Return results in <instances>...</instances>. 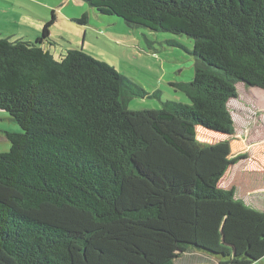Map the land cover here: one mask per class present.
Instances as JSON below:
<instances>
[{
    "label": "trees",
    "instance_id": "1",
    "mask_svg": "<svg viewBox=\"0 0 264 264\" xmlns=\"http://www.w3.org/2000/svg\"><path fill=\"white\" fill-rule=\"evenodd\" d=\"M85 1L131 29L191 39V51L159 43L193 57L190 104L131 111L157 92L82 49L56 59L41 38L0 37V111L19 126L0 153V264L262 260L264 210L219 188L224 170L204 179L198 136L235 135L238 84L264 90V0Z\"/></svg>",
    "mask_w": 264,
    "mask_h": 264
},
{
    "label": "rangeland",
    "instance_id": "2",
    "mask_svg": "<svg viewBox=\"0 0 264 264\" xmlns=\"http://www.w3.org/2000/svg\"><path fill=\"white\" fill-rule=\"evenodd\" d=\"M85 17V23L79 22ZM0 37L36 43L43 39V46L59 59L68 48H79L106 62L122 76L143 87L156 97L133 98L131 111L159 110L163 102L190 104L182 84L194 76V59L190 52L180 47L159 44L160 40H173L192 50L193 41L171 33L154 34L143 28L131 29L116 16L101 15L85 0H0ZM55 42L48 46L46 41ZM239 96L229 103L236 125L233 136L218 135L199 130V141L205 150L200 160V171L205 180L212 174L225 173L237 164L253 177L244 182L236 198L245 205L264 210V195L245 197L249 186L264 188V90L238 84ZM19 126L9 114L0 111V153L10 149L5 132ZM231 160L230 164L225 165ZM201 174V173H200ZM233 167L227 180H234ZM201 176V175H200ZM227 180L219 188L225 189ZM257 188V187H256ZM230 190V189H228ZM200 253V252H198ZM205 254V253H204ZM210 263L217 259L209 254ZM212 262V263H211ZM254 264H264V261Z\"/></svg>",
    "mask_w": 264,
    "mask_h": 264
},
{
    "label": "crops",
    "instance_id": "3",
    "mask_svg": "<svg viewBox=\"0 0 264 264\" xmlns=\"http://www.w3.org/2000/svg\"><path fill=\"white\" fill-rule=\"evenodd\" d=\"M231 160H229L228 162H227V164L225 165V168L227 167V165L228 164H230L231 162H230ZM240 166V164H237V165H235V166H232V168L233 167H235L236 168V176L234 177V180L232 181V180H227V176H229V173H230V171H231V169H229L226 173H225V175H224V177L222 178V180H221V185L225 182V180H227V183H226V186H225V188L228 190V189H232V186H234V185H237L238 187H239V189H240V187H241V185L244 183V182H249L250 180H249V178H252L253 176L250 174V173H248V172H250L251 170H248L247 172H245V171H242V169H243V167L242 168H240L239 167ZM242 178L244 179V182H243V180H242ZM253 178H256V177H253ZM220 185V184H219ZM257 187V188H256ZM256 187L255 186H249L247 189H244V192L242 193V195L243 196H245V197H256V196H258V195H260V194H263L264 195V188H259V186H257L256 185ZM238 192H239V190H236V194H238ZM237 196V195H236ZM194 255H192V256H200V257H202V256H204L203 254H200V253H198V252H195V253H193ZM204 257H209V256H207V255H205ZM264 261V258L262 259V260H260V261H258L259 263H261V262H263ZM198 261H192L191 260V262H189V264H195V263H197ZM208 263H210V262H208ZM212 263V262H211ZM216 264H217V262H216Z\"/></svg>",
    "mask_w": 264,
    "mask_h": 264
}]
</instances>
